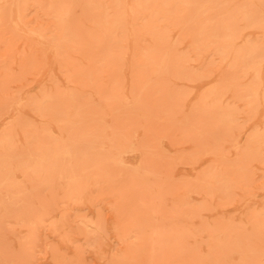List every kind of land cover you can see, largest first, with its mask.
Instances as JSON below:
<instances>
[{
  "label": "rangeland",
  "instance_id": "obj_1",
  "mask_svg": "<svg viewBox=\"0 0 264 264\" xmlns=\"http://www.w3.org/2000/svg\"><path fill=\"white\" fill-rule=\"evenodd\" d=\"M0 6V264H264V0Z\"/></svg>",
  "mask_w": 264,
  "mask_h": 264
},
{
  "label": "bare ground",
  "instance_id": "obj_2",
  "mask_svg": "<svg viewBox=\"0 0 264 264\" xmlns=\"http://www.w3.org/2000/svg\"><path fill=\"white\" fill-rule=\"evenodd\" d=\"M18 0H0V3H3V2H9L11 3V5H15L16 2ZM114 1H117V0H114ZM189 1L186 2V4L188 5ZM206 5L204 4L203 6H201V10L202 8H204ZM1 7V6H0ZM17 7V6H16ZM143 10H142V9ZM147 10L146 6H143V4L141 2H138V1H134L133 3H129V5L126 7L125 11H124V16H120V17H116V21L120 20V19H123V20H127V19H131L133 17V15L138 11H145ZM12 13L14 14L15 18L13 19L14 21V24H17L19 22V8L17 7L15 10H11ZM148 12V10H147ZM199 13L202 12V11H198ZM61 18H66L67 17V14H66V11L65 12H61L60 15H59ZM1 18V16H0ZM117 24H119L118 22L116 24H114L113 28H117ZM32 34H34V32H31ZM255 72V70L253 71ZM255 76H259V79L257 80V84H262L263 87H264V72L263 73H257L255 72L254 74ZM253 87L249 88V90H251ZM253 93H258V91H253ZM261 136V135H260ZM263 137V136H261Z\"/></svg>",
  "mask_w": 264,
  "mask_h": 264
}]
</instances>
